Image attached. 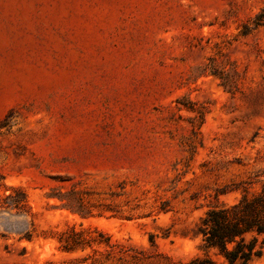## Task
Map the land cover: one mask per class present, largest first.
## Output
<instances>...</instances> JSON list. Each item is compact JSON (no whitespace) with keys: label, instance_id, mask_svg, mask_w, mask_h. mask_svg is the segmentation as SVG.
Wrapping results in <instances>:
<instances>
[{"label":"rangeland","instance_id":"1","mask_svg":"<svg viewBox=\"0 0 264 264\" xmlns=\"http://www.w3.org/2000/svg\"><path fill=\"white\" fill-rule=\"evenodd\" d=\"M263 184L264 0H0V264L183 263Z\"/></svg>","mask_w":264,"mask_h":264},{"label":"trees","instance_id":"2","mask_svg":"<svg viewBox=\"0 0 264 264\" xmlns=\"http://www.w3.org/2000/svg\"><path fill=\"white\" fill-rule=\"evenodd\" d=\"M63 207L83 217V203ZM18 204L15 203V207ZM194 237L199 238L198 253L179 264H248L264 254V184L249 195L245 190L237 203L208 210L195 226ZM58 249L73 254L93 250L94 246L125 255L123 245L111 241V236L96 228L76 230L71 226L58 233ZM153 244V241H151ZM87 257H76L71 263L79 264Z\"/></svg>","mask_w":264,"mask_h":264}]
</instances>
